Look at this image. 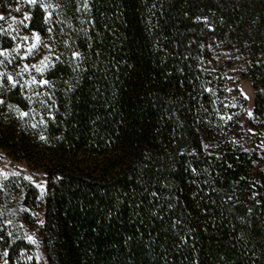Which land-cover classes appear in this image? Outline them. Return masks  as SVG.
Masks as SVG:
<instances>
[{"label": "trees", "instance_id": "16d2710c", "mask_svg": "<svg viewBox=\"0 0 264 264\" xmlns=\"http://www.w3.org/2000/svg\"><path fill=\"white\" fill-rule=\"evenodd\" d=\"M41 2L50 22L36 6L29 27L48 37L52 83L0 91V150L45 187L0 188V264H20L34 226L47 264H264V236L235 224L230 200L264 199V125L222 118L233 69L264 115V0ZM202 6L226 11L228 28L196 23ZM241 6L257 7L256 28L239 24ZM177 105L191 154L172 153L184 143Z\"/></svg>", "mask_w": 264, "mask_h": 264}, {"label": "rangeland", "instance_id": "374dc122", "mask_svg": "<svg viewBox=\"0 0 264 264\" xmlns=\"http://www.w3.org/2000/svg\"><path fill=\"white\" fill-rule=\"evenodd\" d=\"M16 7H20L19 12L13 11ZM33 6L28 4L26 0H0V15L6 17L5 20H0V29L7 30L6 33L0 34V48L13 49L16 44H21L19 52H11L12 62L4 56H0V72H7L13 75L19 83L24 84L25 80H31L35 76L37 80L45 79V74L48 70L37 73L35 69H29L28 72H23L21 76H16L17 72H21L25 63L32 65L38 64L45 56L49 55L52 58L50 42L48 37H41L42 43L26 60L21 59L24 56L28 46L33 42L32 32L30 27L25 28L23 24H29V21L24 20V14L27 12L32 16ZM250 11L253 15L252 20L246 18L247 12ZM15 16L17 20L23 21V24H15L12 17ZM196 17H201L200 21H196ZM259 11L257 7L248 8L241 6L238 9L239 24L245 28H256L258 24ZM204 18H207L205 22ZM194 21L201 24L204 28L210 30L214 34H219L228 28L229 16L226 11H210L207 7H200L194 16ZM12 28H9V25ZM8 33L15 35L16 40H12ZM28 36L29 40L24 41L21 37ZM51 49V48H50ZM52 62V61H51ZM10 86L6 77L4 78V85L0 86V91L5 87ZM31 86V85H27ZM255 93L251 83L247 79L240 77L238 70L233 69L227 75V86L224 95V111L222 118L224 122L233 119L234 116H242L243 118L252 119L256 125H264V115L255 116L253 113ZM174 122L179 131L184 136V143L181 146L174 148L172 153L191 154V139L194 137V131L187 125L183 124L181 105L174 108ZM241 123V122H240ZM249 131L247 128L244 130ZM259 147L264 150V138L259 142ZM172 153L168 155L169 160ZM16 177H22L25 180L39 185L40 188L45 187L43 180V173L35 170L23 161H17L6 152L0 150V188L6 186L8 180ZM231 216L235 224L245 233L253 234L257 229L260 230L261 237L264 236V199L258 198L256 195L252 196H234L231 197ZM41 221H38V224ZM29 236L33 237L34 243L31 244V249L23 251L19 258L20 264H47L45 248L41 244L39 236V226L31 227L26 230Z\"/></svg>", "mask_w": 264, "mask_h": 264}, {"label": "snow or ice", "instance_id": "6c2138e0", "mask_svg": "<svg viewBox=\"0 0 264 264\" xmlns=\"http://www.w3.org/2000/svg\"><path fill=\"white\" fill-rule=\"evenodd\" d=\"M26 2L28 4H30V5H32L34 8L36 6H39L45 12L44 23L47 24V23L50 22L52 13L48 11V8L49 7H53L52 5L42 3L41 0H26ZM57 7H58V5H57ZM88 7L89 6L87 4V0H85L84 9L87 10ZM13 11L19 12L20 11V7H16L15 9H13ZM77 11H80V9L77 8ZM5 19H6V17L4 15H0V20H5ZM11 19H12L13 23H15V24H23V21L17 20L15 16H13ZM32 19H33V17L29 13L26 12L24 14V20L29 21V23H30ZM200 20H201V17H196V21H200ZM204 20H205V22H207V18H204ZM23 26L25 28H27V27H29V24H23ZM9 28H12V25L11 24L9 25ZM6 32H7V30L0 29V34L6 33ZM48 32L51 33L52 32V29L49 28L48 29ZM8 35L10 36V38L12 40H16L17 39V37L15 35H11V33H8ZM32 37L34 38L33 39V42L29 44V46H28V48H27L24 56L21 57V59L26 60L30 55L34 54V51L42 43L39 32L33 31L32 32ZM20 39H22L24 41H28L29 40V37L28 36H24V37H21ZM65 44H67V41H65ZM21 47H22L21 44H16L15 48L10 49V50L9 49L0 48V56H4L8 60V63H11L12 62V58H10L11 57V52H17L18 53ZM49 51H51L50 48H49ZM80 55L81 54L79 52H75V51L72 52V57L74 59H79ZM56 59H59V57L57 56ZM0 63H2V61H0ZM52 66H54V65H53V63L50 60V56L49 55H45L39 61L38 64L29 65V64L25 63L23 65L22 71L21 72H17L16 73V76H21L23 74V72H28L29 69H35V71L37 73H41L42 74L43 72H45L47 70V68L52 67ZM5 77H6L8 83L10 85V90L11 89H16L17 87H20L22 89L25 85L51 86V83H52L48 79H40V80H37V78L35 76H32L30 81L29 80H25L24 81V85H21L19 83V80H17L13 75H11V74H9L7 72H0V86H3L4 85V78ZM4 103H5V101L3 99H0V105H2ZM8 107L9 108H16V111L19 113V116L21 118L26 117L28 115L27 112L21 111L18 106L9 104ZM41 123H44V121L41 120ZM32 126L33 127H36L35 124H33ZM41 139L43 140V139H45V137L41 136ZM205 147L207 148L208 145H205ZM193 171H195V169H193ZM229 199H230V197H229ZM41 223H43V221H41ZM177 223H179V221H177ZM9 235H11V233H9ZM0 239H3V237H0ZM27 239L29 241H32L33 243L35 242L33 240V237L32 236H28ZM4 256L5 257L8 256V251L7 250L4 252ZM5 264H8L7 260H5Z\"/></svg>", "mask_w": 264, "mask_h": 264}, {"label": "flooded vegetation", "instance_id": "af4514ba", "mask_svg": "<svg viewBox=\"0 0 264 264\" xmlns=\"http://www.w3.org/2000/svg\"><path fill=\"white\" fill-rule=\"evenodd\" d=\"M263 150V149H262ZM264 151V150H263Z\"/></svg>", "mask_w": 264, "mask_h": 264}]
</instances>
